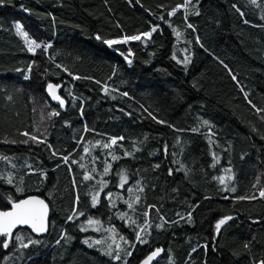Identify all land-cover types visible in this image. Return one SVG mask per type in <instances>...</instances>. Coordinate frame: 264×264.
<instances>
[{
    "label": "trees",
    "instance_id": "16d2710c",
    "mask_svg": "<svg viewBox=\"0 0 264 264\" xmlns=\"http://www.w3.org/2000/svg\"><path fill=\"white\" fill-rule=\"evenodd\" d=\"M14 23L42 47L29 52ZM152 26L150 38L103 43ZM49 83L62 85L64 108L48 102ZM257 108L264 109V0H0V156L8 158L0 159V209L9 196L40 193L49 206L46 234L15 230L7 249L0 244V264H29L45 252L48 264H124L126 251L155 247L162 255L154 264H259ZM53 110L60 114L49 118ZM222 198L229 203L219 211ZM225 215L234 219L217 236ZM109 246L113 256L119 246L120 260L105 255Z\"/></svg>",
    "mask_w": 264,
    "mask_h": 264
},
{
    "label": "snow or ice",
    "instance_id": "6c2138e0",
    "mask_svg": "<svg viewBox=\"0 0 264 264\" xmlns=\"http://www.w3.org/2000/svg\"><path fill=\"white\" fill-rule=\"evenodd\" d=\"M191 0H188V3H190ZM253 3H255V0H252ZM181 7H187V4L181 5ZM196 14H199L198 12ZM170 15H175V11H173L172 13H170ZM243 15V14H242ZM245 23H247V21H245ZM189 28H192L193 25L189 24L188 25ZM15 30L17 32V34H19L24 40L26 45L28 46V51L35 53L36 49H40L42 47V45L38 42H36L35 40L29 39L28 38V33L26 31L23 30L22 25L20 24H16L15 25ZM157 30L156 27H153L152 30L150 32L144 33L143 36L145 38H150L152 35V32H155ZM179 35V34H177ZM95 39L97 40H101V36L97 35L95 37ZM141 36L140 35H136V36H131V37H125L123 40H103V43L108 45L109 47H111L114 44H118V43H127L128 40H140ZM199 42V41H197ZM44 50L46 51L47 48L51 47V44H46L43 46ZM125 60H127L128 64L131 65L132 61L128 58V56H125ZM185 63L188 62L187 58L184 61ZM59 67V65H58ZM29 71H31V69L29 68ZM25 79H29V76H25ZM74 79H81L80 76H74ZM87 78V77H85ZM233 79H236L235 76H233ZM59 85H54L49 83L47 85V91L49 93V95L51 96V98L53 100H56L59 102L60 106L63 107L65 104V101L63 98H61L60 95L57 94V91L59 89ZM105 92H107V89H105ZM122 95L127 96V93H123ZM8 99H11V96L8 97ZM255 107V106H253ZM256 111L258 113L260 112H264V109H260L257 108ZM59 112L58 111H50L47 115L49 118L51 117H55V116H59ZM44 117H41V120L43 121ZM153 119H156L155 117H153ZM157 123H164L163 121H159L157 120ZM205 124H207V121H204ZM87 130V128L85 129ZM22 135L28 137L30 140L39 143V144H43L45 143L44 139H39L36 135H33L29 132H24L22 133ZM118 139L122 140L123 137H119ZM262 139H264V137H262ZM25 143H27V141H24ZM117 144V139L113 138L111 139V144H104L105 148H109L112 145H116ZM48 147H51V145H48ZM53 155H56V153H53ZM0 159H8L7 157H3L0 156ZM64 162L67 163L68 162V157H63ZM113 159H118V157L113 156ZM73 163H75V161H73ZM156 167H159V165H156ZM108 169L105 168V173H107ZM228 172H231V169H227ZM169 174H171V170L169 172ZM122 179H125L124 177H121ZM85 179H91L90 176H85ZM229 179H231V177H229ZM7 182L9 184H11L13 182V178L11 175L8 176V180ZM220 182L223 184L224 183V178L221 177L220 178ZM255 186V185H254ZM17 191H21L20 188H17ZM231 191L235 192V188H232ZM260 197H264V189H261L259 192ZM255 199V196L253 197H238L237 199ZM8 202L11 204V211H0V237H3L4 239L2 241H0V244H2V247L7 249L9 247V244L12 242L13 240V230L18 228V227H23V226H27L28 228H31V230L33 232L36 233H42L47 231L48 229V222H47V214H48V205L45 204V202L41 199H38L36 197H30L28 199H24L21 201H13V199L9 196L8 197ZM97 200L96 197H93V206H95ZM81 215H83V213H81ZM146 215V213H145ZM191 215V214H189ZM69 219H71V217H69ZM234 219V217L232 215H225L224 217L220 218L216 223H215V233L217 236H219L221 234V229L222 227H224L225 225H228L229 221H232ZM89 223H92V221L90 220ZM141 231H143V228L141 229ZM15 239L17 241H21V246L24 248H27L29 245L27 243H23L22 242V238L19 234H17L15 236ZM61 239H71V237L69 236H62ZM121 239H123V237H121ZM136 241L140 242V243H147L146 240H144L139 233H137L136 235ZM86 244L88 243L87 240L84 241ZM30 243H35V241H30ZM57 243L59 244L60 241L57 240ZM96 244L101 243V241L97 240L95 241ZM125 243H130L128 241H125ZM91 246V245H89ZM131 246H135L134 244H132ZM205 248V251L207 252L208 249V245H204L203 246ZM250 247L249 244H245V248ZM212 250L215 252L217 249L215 246H213ZM162 250L157 248L155 251H153L150 255L147 256V258L143 261V264H150V262L155 259L157 256L160 255V252ZM195 251V249H194ZM105 255H108L110 257H112L115 260H120L121 256L119 254V246H117V251L115 253V255L113 256V252L111 250V246H109V250L107 252H105ZM132 253L130 251H126V256H131ZM124 264H127V260L124 261ZM205 264H207V262H205ZM259 264H264V259L260 260Z\"/></svg>",
    "mask_w": 264,
    "mask_h": 264
},
{
    "label": "rangeland",
    "instance_id": "374dc122",
    "mask_svg": "<svg viewBox=\"0 0 264 264\" xmlns=\"http://www.w3.org/2000/svg\"><path fill=\"white\" fill-rule=\"evenodd\" d=\"M181 8V5H178L176 7V9ZM172 12V11H171ZM18 23H14L13 28L15 33L17 34L16 30H15V25ZM154 26H152L147 32H150L152 30ZM145 32V33H147ZM144 34V33H143ZM143 34H140V36H143ZM17 36L19 37L20 41L23 43V45L25 46V48L28 50V46L25 43V40L19 35L17 34ZM124 39V38H123ZM120 39V40H123ZM30 52V51H29ZM32 53V52H31ZM127 61V60H126ZM128 63V62H127ZM87 122V120H83L82 124L84 125ZM29 146L34 148V149H38L40 147L34 145L32 142H29ZM49 176V174H48ZM49 180L51 182V177L49 176ZM43 195V193H40ZM228 203H229V199L228 198H222L219 199L217 201V207L219 211H224L227 209L228 207ZM147 250H144L140 255L136 254L135 249L133 248L130 252L132 253L131 256H128L126 258L127 260V264H136L137 261L139 260V258L146 252ZM29 264H48V252L43 253L42 255H36L30 258L29 260Z\"/></svg>",
    "mask_w": 264,
    "mask_h": 264
},
{
    "label": "water",
    "instance_id": "95a60500",
    "mask_svg": "<svg viewBox=\"0 0 264 264\" xmlns=\"http://www.w3.org/2000/svg\"><path fill=\"white\" fill-rule=\"evenodd\" d=\"M51 84H53V83H51ZM54 85H59V86H60L59 89H58V91H57V94L60 95V92H61V90H62V85H61L60 83H58V84H54ZM44 93H45V96H46V98H47V100H48V102H49L50 104H52V105H54V106H57L59 109H62V108L65 107V104H64L63 107H61L58 101L53 100V99L51 98V96L49 95V93H48V91H47V86H46L45 89H44ZM60 96H61V95H60ZM61 98H62V96H61ZM30 197H36V198H38V199H41V200H43V201L45 202L46 205H48L46 199L44 198V196H43L42 194H27V195H24V196H22V197H18V198H16V199L13 200V201L18 202V201H21V200H24V199H28V198H30ZM0 211H11V204H9V207H8V208H6V209H0ZM48 214H49V206H48ZM48 214H47V218H48ZM19 228H21V229L26 228V229H28L33 235H36V236H44V235L46 234V232H47V231H45V232H42V233H36V232H33V231L31 230V228H28L27 226L18 227V228H16V229H14L13 232H14L15 230L19 229ZM157 248H159V249L162 250L161 247H155V248H152V249L146 251V252H145V253L139 258V260L137 261L136 264H143V261L147 258V256L150 255V254H151L153 251H155ZM161 255H162V251L160 252V255H159V256H157L155 259H153V260L150 262V264H154L155 262H157V261L160 259Z\"/></svg>",
    "mask_w": 264,
    "mask_h": 264
},
{
    "label": "crops",
    "instance_id": "0c3cea01",
    "mask_svg": "<svg viewBox=\"0 0 264 264\" xmlns=\"http://www.w3.org/2000/svg\"><path fill=\"white\" fill-rule=\"evenodd\" d=\"M117 40H120V39H117Z\"/></svg>",
    "mask_w": 264,
    "mask_h": 264
}]
</instances>
